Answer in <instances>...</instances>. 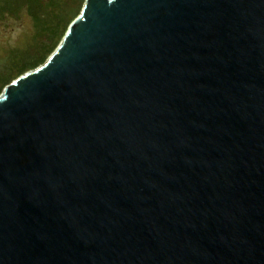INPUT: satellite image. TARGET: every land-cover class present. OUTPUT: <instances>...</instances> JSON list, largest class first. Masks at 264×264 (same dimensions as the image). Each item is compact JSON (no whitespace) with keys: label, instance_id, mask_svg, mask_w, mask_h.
Segmentation results:
<instances>
[{"label":"water","instance_id":"obj_1","mask_svg":"<svg viewBox=\"0 0 264 264\" xmlns=\"http://www.w3.org/2000/svg\"><path fill=\"white\" fill-rule=\"evenodd\" d=\"M0 264H264V0H86L0 96Z\"/></svg>","mask_w":264,"mask_h":264},{"label":"rangeland","instance_id":"obj_2","mask_svg":"<svg viewBox=\"0 0 264 264\" xmlns=\"http://www.w3.org/2000/svg\"><path fill=\"white\" fill-rule=\"evenodd\" d=\"M23 1H0V96L12 82L48 60L86 2L41 0L33 12Z\"/></svg>","mask_w":264,"mask_h":264},{"label":"trees","instance_id":"obj_3","mask_svg":"<svg viewBox=\"0 0 264 264\" xmlns=\"http://www.w3.org/2000/svg\"><path fill=\"white\" fill-rule=\"evenodd\" d=\"M23 2H27V3L31 4L32 5L31 8L33 9V12L35 11V5H40L41 4V0H24ZM48 3H49V1H48Z\"/></svg>","mask_w":264,"mask_h":264}]
</instances>
